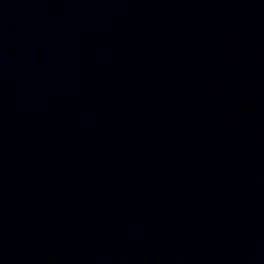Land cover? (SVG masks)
Instances as JSON below:
<instances>
[{"label": "water", "instance_id": "95a60500", "mask_svg": "<svg viewBox=\"0 0 264 264\" xmlns=\"http://www.w3.org/2000/svg\"><path fill=\"white\" fill-rule=\"evenodd\" d=\"M0 264H264V0H0Z\"/></svg>", "mask_w": 264, "mask_h": 264}]
</instances>
